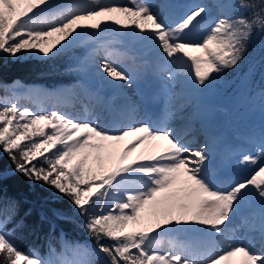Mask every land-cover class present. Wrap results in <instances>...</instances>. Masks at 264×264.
Instances as JSON below:
<instances>
[{"label": "snow or ice", "instance_id": "1", "mask_svg": "<svg viewBox=\"0 0 264 264\" xmlns=\"http://www.w3.org/2000/svg\"><path fill=\"white\" fill-rule=\"evenodd\" d=\"M52 0H0V53L17 57L28 52L49 57L83 34L93 39L109 25L127 30L156 45L168 61L190 62L194 84L205 86L214 76L238 65L255 28L264 30V0H238L250 11L219 17L210 22L199 40L189 33L207 14L204 5L192 6L169 24L153 11L148 0H89L38 16ZM120 13L123 19L112 14ZM58 38L49 41L53 34ZM104 57L99 67L108 78L131 82V74L101 43ZM200 49L193 55L187 49ZM174 73L168 71V78ZM133 136L123 147L120 142ZM148 142L141 154L129 159L138 144ZM0 151L12 162L15 173L32 183H42L66 198L84 218L83 228L95 243L67 247L76 259L64 264H264V248L233 241L224 229L242 200L253 192L261 198V231L264 235V164L249 177L223 185L214 182L207 143H185L174 130L150 121H136L120 128L103 127L97 120L51 111L38 114L14 101L0 102ZM260 152L244 154L242 162L257 165ZM115 162V163H114ZM108 168L107 166L113 164ZM155 216L145 223L141 213ZM59 215V213H57ZM11 216L0 214V264H54L34 251L19 248L12 238ZM129 222L141 227H129ZM189 230L190 244L169 240L160 249L161 232ZM67 246V242H63ZM57 255L49 247V256Z\"/></svg>", "mask_w": 264, "mask_h": 264}, {"label": "bare ground", "instance_id": "2", "mask_svg": "<svg viewBox=\"0 0 264 264\" xmlns=\"http://www.w3.org/2000/svg\"><path fill=\"white\" fill-rule=\"evenodd\" d=\"M101 2H104V0H101ZM117 2L131 6L130 0H117ZM172 2V5L165 9L166 15L171 12V17L167 15L166 20L169 24L182 17L192 4L203 2L208 9V14L189 33L190 39L202 37L206 33L204 29L208 27L209 22L215 16H218L216 11L219 5L216 0H173ZM114 14L117 13L112 15ZM121 16L123 17L122 14ZM56 35L54 33L52 37ZM85 35L93 38L87 33ZM120 36V32H112L107 36L99 33L95 41L103 42L105 38H108L113 42L116 41L114 40L115 37ZM112 45L109 44V49L114 53L112 59L131 74V82L108 78L99 67V59L104 57V49L101 47L97 49L91 48L87 53L88 60L95 62V70L98 73L92 89L83 88L78 83H73L69 87H57L46 93L41 103H39V108L46 109L52 103L61 113H69L80 118L97 119L101 126L114 129L136 121H150L156 126H159L157 124L158 121H163L164 124L160 126H168L169 124L180 125L179 132H182V137L184 139L191 137V141L198 137V134L196 136V125L199 124L203 128V138L200 142L207 143L212 164L217 163V161L222 162L223 158L228 157L229 160L225 164L231 166L232 169L237 168L238 162L236 161L241 160V158L235 160L232 156H238L240 153L246 154L245 152L248 148L243 143L242 137L236 134H229L226 131L225 127L230 122V116H225L221 110L217 109L215 103L208 101L198 92L200 86L194 84V69L191 67L190 62L179 59L170 62L166 57L160 55L156 45L145 40L137 44V51H131V55L129 52L120 49L113 51L111 49ZM188 50L191 51V48ZM170 64L172 66L170 71L174 73L171 79L168 78V73L165 72V69ZM106 79L109 81L113 80L114 86L107 88ZM10 89L12 101H15L19 106L37 108L32 99L26 96L25 93L28 92L29 88L20 79L12 82ZM106 93H109L108 97H106ZM145 98L149 99V102ZM187 107L192 108V112H184L187 115V120L180 123V118L178 117L177 119V115ZM47 112L51 111L46 109L38 114ZM188 123L192 125V128L186 127ZM182 137L180 138L184 141ZM133 139L134 137L130 136V139L121 142L120 146L127 145ZM147 143L146 141L139 144L138 147L144 149ZM196 145H200V143H196ZM241 164L242 166L245 165L242 161ZM262 164H264V161L260 165ZM257 170L258 167L255 171ZM242 179H244L242 174L234 172L227 178H219V181L220 185H223ZM242 209L243 207H240L237 211ZM248 212L246 210L241 216L234 218L241 225L247 227L246 234L234 241L245 242L247 237L249 242H256L257 248L262 249L264 248V235H262L261 231V212L253 213V220L247 219L246 215ZM175 240L179 243L190 244L193 237L183 236L179 238L175 236Z\"/></svg>", "mask_w": 264, "mask_h": 264}, {"label": "rangeland", "instance_id": "3", "mask_svg": "<svg viewBox=\"0 0 264 264\" xmlns=\"http://www.w3.org/2000/svg\"><path fill=\"white\" fill-rule=\"evenodd\" d=\"M88 0H52L51 5H49L48 8L43 9L42 12L37 13L38 16L43 15H50L53 12L62 11L64 8L76 5V4H82L87 3ZM173 0H148V2L151 4L153 11L159 16V18L163 19L164 21L167 20V15L171 17V12H169L166 15L165 9L172 5ZM217 4L219 5L216 13L218 16H215L213 18H219V17H229V16H236L239 14L244 13L245 11L237 7L238 0H216ZM196 4L204 5L205 3L198 2ZM192 4V6L196 5ZM166 5V6H165ZM189 8V9H190ZM189 11V10H188ZM116 18L123 19L121 14H114L113 15ZM171 21V19H169ZM212 21V20H211ZM172 23V22H171ZM175 23V22H174ZM173 24V23H172ZM210 24V22H209ZM208 28V27H207ZM207 28L204 29V32L207 31ZM112 32H120V37H115L114 40L111 41L108 38H105L103 42H96L95 39L83 34L79 37H77L75 40H72L70 43L65 44L61 50H65L68 52L66 55V63H65V74L67 76V79L65 82L58 83L55 85H49V84H43L41 82H23V84H26V86L29 88L28 92H26V96L28 98H31L32 101L36 104L37 108H31L32 111L36 113L44 112L46 109L49 111H58L53 105L49 104L48 108L46 109H40L39 103H41L42 99L46 95V93L50 90H53L57 87L66 86L69 87L73 83L80 84L83 88L92 89V86L97 80L98 73L95 70V62L89 61V57L87 56L88 51L93 48L97 49L100 47L101 43H107L113 44L111 49L113 51H117V49L129 52L131 51L135 52L137 51V47L139 43L144 42L143 39L139 38L137 35H134L133 33L124 30V29H118L117 26L109 25L105 31L101 32L103 36H107ZM58 38V34L56 36H53L52 38H49V41L55 40ZM200 38H196L195 40H199ZM110 48V46H109ZM191 52L193 55H201L202 50L200 49H192ZM58 53V52H57ZM33 56L38 58H49L44 56H39L35 54H30L28 52H23L21 54H18V56ZM131 55V54H130ZM136 61V60H135ZM134 61V62H135ZM136 64V62H135ZM140 66V65H138ZM171 64L168 65V67L165 69V72L168 73L171 69ZM71 78H74V80H71ZM222 74L216 75L214 74L213 78L205 85L200 86L199 93L201 96L206 98L208 101L215 103L217 109L221 110L225 116H230V122L226 125V131L229 134H236L239 137L243 138V143L248 148V150L245 152L247 154H257L260 151V144L261 142H264V79L261 80L257 79L255 90L250 95V91L248 90L246 92L247 95H244L243 93L246 91L245 89H237L233 93L230 92L229 86H231L230 82H223L222 81ZM18 78L13 79L7 84V87L5 89V94L0 98V102L4 101H12L11 98V89L10 85L12 82L16 81ZM106 81V87L110 88V86L113 85V80H105ZM228 81V80H226ZM231 81V80H229ZM157 86V84H156ZM106 90V89H105ZM109 96V93H106V97ZM147 102H149V99H146ZM15 102V101H14ZM188 111V113L192 112V108L187 107L184 111L179 112L177 115L180 118L179 122L181 123L186 119V114L184 112ZM172 118V117H171ZM118 119V117H116ZM97 120V119H94ZM195 122V121H192ZM157 124L163 125V121H158ZM129 125V124H126ZM124 125V126H126ZM122 126V127H124ZM171 129L174 130L175 134L178 137H182V132H179L180 125L174 126L172 124H169L168 126ZM188 128H192V125L188 123L186 125ZM199 124L196 125V136L198 134V137L194 139V141H191V137L185 138L184 141H188L186 143L196 145V143L204 144L206 142H200V140L203 138V128H201ZM233 130V131H232ZM251 138H253L251 140ZM130 139V136L125 138V142ZM198 140V142H196ZM246 142H245V141ZM120 142V143H121ZM139 145V144H138ZM138 145L129 153V159H135L138 155L141 154L143 148L138 147ZM244 153H240L238 156H232L233 159L241 158V160H237L238 166L236 169H232L231 166L226 165L225 163L229 160L228 157H225L222 159V162L217 161V163H213L211 167V175L214 178V182L220 185L219 178H227V176L232 175L234 172H238L243 175V178L249 177L251 174L254 173L255 169L264 161V158H262V161L258 162L257 165L253 164H245L242 166V156ZM115 163V162H114ZM113 164L108 165V168H111L114 166ZM240 207H243L242 211L248 210L247 219H254V214L257 212H261V198H259L254 192L251 196L244 199L240 203ZM235 210V214L231 217V223L228 224L227 228L224 229L225 236L229 237L231 240H235L238 238L243 237L247 232V227L241 225L239 221L237 222L234 218L239 215V212ZM147 209L142 211L141 215L145 216V223H151L153 222L156 217L150 216L147 214ZM84 221V219H83ZM83 221L80 223L81 226L83 225ZM142 225H133L132 222H129V227H141ZM83 228V226H82ZM84 229V228H83ZM84 237L87 238V241H82L80 245H84L87 248L91 249L95 247V243H93V240L89 238L88 233L84 229ZM196 235L195 233L189 231V230H169L167 232H161L159 239L161 241L160 249L162 251H167L170 246H168V241L170 239H175V236L181 238L183 236H190L194 237ZM63 242L65 241V238H63ZM245 243H248L252 245L254 248L259 250L257 248L256 242H249V240L246 237ZM67 246L62 244V248L59 250H56L57 255L49 256V253L47 252L48 258L53 260L54 264H64L65 261H72L76 259L72 255V252L70 250H67ZM40 256H42V253H39ZM58 256V257H57ZM60 257V258H59ZM102 257H98L95 255H91L88 257V259L92 260L95 264L96 261L100 260ZM239 256L233 258L232 264H239Z\"/></svg>", "mask_w": 264, "mask_h": 264}, {"label": "trees", "instance_id": "4", "mask_svg": "<svg viewBox=\"0 0 264 264\" xmlns=\"http://www.w3.org/2000/svg\"><path fill=\"white\" fill-rule=\"evenodd\" d=\"M242 14L251 16L250 11ZM67 53L66 49L61 50L49 58L22 55L14 58L0 53V98L4 96L7 84L15 78L24 82L35 81L49 85L65 82ZM221 79L223 82H230V92L243 88L246 90L244 95H247L248 90L251 95L256 89L254 86L257 79L261 82L264 79V30L258 27L253 30L246 43L243 58L237 66L226 69ZM0 214L13 218L8 227L14 228L12 238L20 249L42 253L41 257L45 259H49L47 252L49 253L50 246L56 250L62 248L63 238L68 246L87 241L80 224L84 218L71 203L51 187L32 183L15 173L12 162L2 151ZM95 264H103V258Z\"/></svg>", "mask_w": 264, "mask_h": 264}]
</instances>
